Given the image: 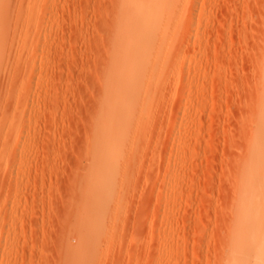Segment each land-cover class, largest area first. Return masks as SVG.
<instances>
[{
  "label": "rangeland",
  "instance_id": "obj_1",
  "mask_svg": "<svg viewBox=\"0 0 264 264\" xmlns=\"http://www.w3.org/2000/svg\"><path fill=\"white\" fill-rule=\"evenodd\" d=\"M0 264H264V0H0Z\"/></svg>",
  "mask_w": 264,
  "mask_h": 264
},
{
  "label": "bare ground",
  "instance_id": "obj_2",
  "mask_svg": "<svg viewBox=\"0 0 264 264\" xmlns=\"http://www.w3.org/2000/svg\"><path fill=\"white\" fill-rule=\"evenodd\" d=\"M134 78V77H133ZM132 80V79H131Z\"/></svg>",
  "mask_w": 264,
  "mask_h": 264
}]
</instances>
